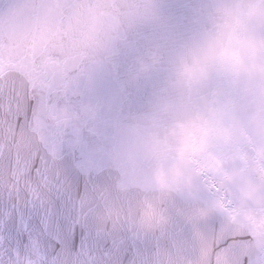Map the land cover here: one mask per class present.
Masks as SVG:
<instances>
[{
    "label": "water",
    "instance_id": "95a60500",
    "mask_svg": "<svg viewBox=\"0 0 264 264\" xmlns=\"http://www.w3.org/2000/svg\"><path fill=\"white\" fill-rule=\"evenodd\" d=\"M210 3L0 0V189L37 150L91 162L75 213L101 247L48 264H264V94L224 75L178 93L168 72Z\"/></svg>",
    "mask_w": 264,
    "mask_h": 264
},
{
    "label": "snow or ice",
    "instance_id": "6c2138e0",
    "mask_svg": "<svg viewBox=\"0 0 264 264\" xmlns=\"http://www.w3.org/2000/svg\"><path fill=\"white\" fill-rule=\"evenodd\" d=\"M90 163L75 152L62 150L53 167L47 152L37 150L26 164L23 185L6 181L12 187L0 189V264H16L18 255L33 244L42 251L44 264L63 252L76 255L101 247L75 213V201L93 182Z\"/></svg>",
    "mask_w": 264,
    "mask_h": 264
},
{
    "label": "clouds",
    "instance_id": "9594fccd",
    "mask_svg": "<svg viewBox=\"0 0 264 264\" xmlns=\"http://www.w3.org/2000/svg\"><path fill=\"white\" fill-rule=\"evenodd\" d=\"M195 39L181 45L168 72L178 93L202 89L214 75L242 77L264 94V0H211ZM200 148L198 122L177 138L183 160Z\"/></svg>",
    "mask_w": 264,
    "mask_h": 264
}]
</instances>
